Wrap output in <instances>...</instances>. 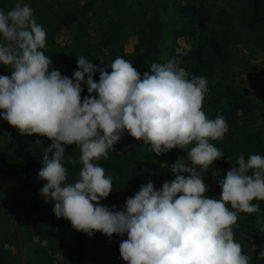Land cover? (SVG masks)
Listing matches in <instances>:
<instances>
[{"label":"clouds","instance_id":"1","mask_svg":"<svg viewBox=\"0 0 264 264\" xmlns=\"http://www.w3.org/2000/svg\"><path fill=\"white\" fill-rule=\"evenodd\" d=\"M46 39V29L24 0L0 9V65L10 69V75H0V117L21 134L52 141L38 180L46 181L39 192L53 202L55 216L89 236L96 230L109 237L126 233L119 253L127 264H250L232 226L240 212L259 213L253 201L264 200V155H238L217 181L219 198L206 194L203 176L225 156L211 141L229 130L224 116L210 118L203 110L207 77H190L175 58L153 62L141 75L121 56L96 64L83 55L69 77L49 70ZM82 84L89 94L83 99ZM124 133L156 154L185 148L190 163L177 159L169 165L174 179L160 188L151 180L141 184L117 208L99 203L113 190L114 178L97 161L108 157ZM74 142L82 167L69 182L65 145ZM68 162L75 161L68 157ZM213 175L219 177V170Z\"/></svg>","mask_w":264,"mask_h":264},{"label":"trees","instance_id":"2","mask_svg":"<svg viewBox=\"0 0 264 264\" xmlns=\"http://www.w3.org/2000/svg\"><path fill=\"white\" fill-rule=\"evenodd\" d=\"M24 2L33 8L35 19L47 31L45 54L53 61L50 71L56 68L72 77L77 68L76 57L81 55L96 64L101 63L100 59L107 64L121 56L132 61L138 71L140 66L150 71L151 63L175 58L190 77H207L209 91L203 100V110L210 118L224 116L229 125L228 132L220 139V149L225 156L217 158L203 176L209 186L207 195L219 198L221 188L217 181L235 166L237 152L246 158L252 153L264 155V124L259 121L261 105L247 88L249 81L256 85L264 79V0H224L223 3L221 0H172L174 12L184 23L175 37H183L189 46L181 52L171 48L167 58L161 55L159 44L166 26L160 16L171 0ZM14 4L15 0H0V9L7 11ZM132 34L137 40L131 53L125 51L123 42ZM259 55L260 63L254 60ZM233 64L246 71L245 76L239 75L240 82L234 77ZM0 75H10V69L0 65ZM93 78L99 80V71ZM82 87L83 99L89 94L87 86L82 84ZM0 120L3 127L0 177L34 191V205L39 207L46 202L39 192L46 181L38 180V171L43 166L46 147L52 141L36 133L21 134L17 127L2 117ZM145 149H149V153ZM150 149V145L124 133L115 147L109 149L108 157H102L97 163L104 167L106 174L119 177L136 193L146 180L152 181L153 169L157 176H169L163 173L167 169L165 154H156ZM65 154L68 181L73 182L82 167L80 149L74 142L65 145ZM68 157L75 162L69 163ZM217 169L219 177L213 175ZM253 203L259 204V213L239 214L248 224L254 222L256 226V221L261 220L264 225V200ZM66 220L67 227H42L38 233L51 242L50 248L55 254L60 251L65 254L68 264H89L87 233L73 228L70 220ZM250 264H259L256 254Z\"/></svg>","mask_w":264,"mask_h":264},{"label":"rangeland","instance_id":"3","mask_svg":"<svg viewBox=\"0 0 264 264\" xmlns=\"http://www.w3.org/2000/svg\"><path fill=\"white\" fill-rule=\"evenodd\" d=\"M221 2L223 3L224 0H221ZM174 10L175 6H173L171 0L160 16L166 25L163 38L159 42L161 55L165 58L169 56L171 48L181 52L189 46L183 37H175V33L182 30L184 23ZM136 40V35H130L128 40L123 42L125 51L132 53ZM118 49L116 48V50ZM260 57V55L255 56L254 60L260 63L262 61ZM139 69L141 75L147 71L146 67L140 66ZM233 72L238 82H240L239 75L245 76L246 73L243 67L236 64H233ZM247 88L258 104L261 105L259 121L264 124V79L261 78L256 85L249 81ZM2 128V121L0 120V131ZM211 142L220 148V139ZM148 150L145 149V152L149 153ZM164 154L167 169L163 170V173H168L169 176L167 177L165 174L164 177L157 176V173L154 174L155 169H153V172L151 171L154 176L152 181L156 188L162 187L165 180L175 178V173L170 171L169 165L177 159L190 163L186 158L187 149L185 148L174 147ZM237 155H240V153L237 152ZM113 178V190L99 203L107 206L116 205L117 208H122L126 198L135 194L134 188L126 186L122 179L117 176H113ZM146 182L148 181L146 180ZM35 197L36 193L31 189H25L14 181L0 177V264H68L65 254L62 251L55 254L50 248L51 242L43 239L38 233V230L42 227H67V220L64 217L57 218L55 216L53 203L50 201L36 207L34 205ZM261 223V220H259V222L256 221V226L254 222L248 224L247 220H244L239 214L238 220L232 228L234 238L240 242L242 251L251 258L256 254L259 264H264V255H262L264 253V230H261ZM126 236V233L123 236L113 233L109 237L99 230H96L92 236L87 234L88 263L125 264V261L120 257L119 244Z\"/></svg>","mask_w":264,"mask_h":264}]
</instances>
